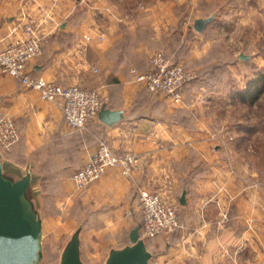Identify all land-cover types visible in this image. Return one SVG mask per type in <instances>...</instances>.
I'll return each mask as SVG.
<instances>
[{"label": "crops", "instance_id": "1", "mask_svg": "<svg viewBox=\"0 0 264 264\" xmlns=\"http://www.w3.org/2000/svg\"><path fill=\"white\" fill-rule=\"evenodd\" d=\"M257 2L264 10V0ZM61 8L49 0H0V49L24 39L25 24H33L42 36V54L29 65L31 77H43L61 86L98 88L106 107L120 112L121 120L108 126L95 118L86 130H72L58 102L42 100L36 89L13 77L0 76V118L12 117L20 133L19 142L9 154L0 150V161L4 173L14 180L31 172L28 197L42 220V241L48 226L58 227L62 233L63 225L56 214H44L48 211L44 202L50 200L57 205L82 195L72 175L104 140L116 154L133 153L137 161L131 176L110 169L86 191V201L104 208L105 227L94 230L90 246H85L80 237L85 264L94 258L104 259V264L112 249L130 244L128 236V243L117 248L107 235H130L129 226L141 214L138 197L142 189L165 192L178 201L185 194L186 200L185 205L179 202L177 231L147 240L152 253L149 264H219L224 250L241 255L248 247L253 248L255 264H264L261 166L247 165L245 160L232 162L228 147L212 152L208 145L211 133L198 130L200 116L193 114L192 102L176 105L166 95L150 94L143 83L136 81V73L149 69L144 39L160 40L166 29L154 22L152 31L148 27L151 23L143 19L115 18L107 26L90 16L78 18L74 6ZM205 19L198 17L195 22ZM207 26L202 32L194 29V58L206 54L213 41ZM100 34H104L102 40ZM86 35L93 38L90 43L85 42ZM257 57L261 56L244 61L247 68H255L251 76L245 71L249 76L244 77L245 85L258 72L264 73V60ZM228 67L231 69L230 64ZM261 100L264 104V95ZM255 133L263 134V130L256 129ZM77 231L82 235V228Z\"/></svg>", "mask_w": 264, "mask_h": 264}, {"label": "rangeland", "instance_id": "2", "mask_svg": "<svg viewBox=\"0 0 264 264\" xmlns=\"http://www.w3.org/2000/svg\"><path fill=\"white\" fill-rule=\"evenodd\" d=\"M52 1L56 6L60 5L61 10L74 6L78 18L90 16L102 25L109 26L115 18L130 21L143 19L151 23L148 27L152 31L154 22L159 28L166 29L160 40L144 39L147 59L150 60L156 51H164L173 61L196 72L197 77L190 84L189 94L184 96V100L192 102L195 106L193 114L200 116L198 130L210 131V150L213 152L228 147L232 162L245 160L247 165L261 166L264 179V123L261 122L264 119V107L247 108L240 103L236 105L232 98L233 93L245 87L244 77L251 76L255 70L252 66L247 68L244 61L249 62L253 56H261L257 58L264 60V10L257 4L258 0H49ZM198 17L213 18L206 29L210 32L212 30L209 38L213 41L209 43L206 54L194 58L191 54L192 44L196 40L193 24ZM205 42L206 39L202 44ZM241 54L250 56L243 60L240 58ZM246 70L249 71L248 75L245 74ZM182 115L184 119L186 114ZM248 119L252 121V127L257 126V130H263V134H256L255 130L245 131L242 127ZM187 124L192 126V123ZM103 141L100 140L98 145ZM238 147L241 149L238 150ZM9 152L11 151L6 153ZM6 175L9 176L7 173ZM248 177L253 179L251 172ZM86 195L87 192L76 195L72 200L59 202L57 205L50 200L44 202L48 210L47 213L44 208V214H56L63 225L62 233L58 227L48 226L37 264H60L62 253L78 228H82L79 238H82L85 246H90L89 241L96 235L95 232L105 227L104 208L92 200L86 201ZM179 195L178 193L177 197ZM175 201L180 202L178 199ZM142 219L141 213L129 227L134 229L141 224ZM128 236V233L107 235L112 245L117 248L128 243ZM227 251L229 249L224 250L222 259L217 260L221 262L219 264H255L253 248L248 247L241 255L231 251L227 254ZM103 260L94 258L87 262L102 264Z\"/></svg>", "mask_w": 264, "mask_h": 264}, {"label": "built area", "instance_id": "3", "mask_svg": "<svg viewBox=\"0 0 264 264\" xmlns=\"http://www.w3.org/2000/svg\"><path fill=\"white\" fill-rule=\"evenodd\" d=\"M26 37L0 49V76L18 79L24 86L36 89L45 101L58 102L66 124L72 130L86 129L99 112L107 108L106 101L98 88L76 85L61 86L43 77H31L29 65L42 54V36L31 23L24 26ZM104 34H100L99 40ZM92 41L90 35L84 37ZM97 72V69L94 68ZM197 77L196 72L180 62L173 61L164 51L154 52L149 60V69L136 73V81L144 84L153 95L163 94L176 105L184 103V90ZM199 99V98H198ZM197 99V101H198ZM20 133L14 119L8 115L0 118V150L12 151L19 142ZM133 153L116 154L105 141L100 142L94 155L73 175L76 190L83 194L101 179L110 169H119L124 176H131L136 165ZM139 206L143 221L139 231L144 241L162 235H171L180 227V207L173 197L165 192H139Z\"/></svg>", "mask_w": 264, "mask_h": 264}, {"label": "water", "instance_id": "4", "mask_svg": "<svg viewBox=\"0 0 264 264\" xmlns=\"http://www.w3.org/2000/svg\"><path fill=\"white\" fill-rule=\"evenodd\" d=\"M213 18L198 20L194 29L202 32ZM240 58L247 60L248 55ZM98 118L108 126L121 120V113L102 109ZM31 172L14 180L4 173L0 161V264H37L42 249V220L28 197ZM186 204L185 194L180 199ZM141 226L130 232V244L121 249H112L104 264H149L152 253L140 238ZM60 264H85L81 259L79 232L76 231L66 245Z\"/></svg>", "mask_w": 264, "mask_h": 264}, {"label": "trees", "instance_id": "5", "mask_svg": "<svg viewBox=\"0 0 264 264\" xmlns=\"http://www.w3.org/2000/svg\"><path fill=\"white\" fill-rule=\"evenodd\" d=\"M264 95V73H257L255 77L251 78L247 81L244 88L237 90L233 93L232 98L234 100V104L237 103L247 106V108L252 107H264L262 103V96ZM261 122L264 123V119H261ZM246 124L242 127L245 131H252L257 129V126H253L252 121L248 119L245 122ZM263 126V124H261Z\"/></svg>", "mask_w": 264, "mask_h": 264}]
</instances>
